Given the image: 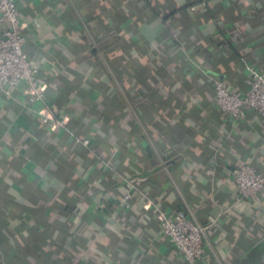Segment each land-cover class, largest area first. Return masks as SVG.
Instances as JSON below:
<instances>
[{
    "label": "crops",
    "instance_id": "0c3cea01",
    "mask_svg": "<svg viewBox=\"0 0 264 264\" xmlns=\"http://www.w3.org/2000/svg\"><path fill=\"white\" fill-rule=\"evenodd\" d=\"M17 3L65 125L0 94V264H187L155 207L216 223L198 264H264V193L236 204L232 177L264 173V117L214 103L264 73V0Z\"/></svg>",
    "mask_w": 264,
    "mask_h": 264
},
{
    "label": "built area",
    "instance_id": "2783aa9c",
    "mask_svg": "<svg viewBox=\"0 0 264 264\" xmlns=\"http://www.w3.org/2000/svg\"><path fill=\"white\" fill-rule=\"evenodd\" d=\"M17 0H0V94L14 98L24 86L27 102L34 106L43 117V123L50 129L63 127L65 121L56 119L46 105L48 83L41 76L39 67L25 50L26 37L21 22ZM249 89L245 95H238L222 82L214 83L215 106L223 114L236 121L247 119L249 112L255 111L264 117V73L254 65H247ZM88 145V141L84 142ZM238 195L236 204L256 198L264 193V173L253 165H245L232 170ZM134 185L127 184V195L121 200L122 207H128ZM161 234L176 247L187 264H198L207 257L208 231L215 222L204 227L186 212L169 214L166 209L155 207ZM205 264H212L206 262Z\"/></svg>",
    "mask_w": 264,
    "mask_h": 264
},
{
    "label": "trees",
    "instance_id": "16d2710c",
    "mask_svg": "<svg viewBox=\"0 0 264 264\" xmlns=\"http://www.w3.org/2000/svg\"><path fill=\"white\" fill-rule=\"evenodd\" d=\"M43 78H45V79L47 80V83L49 84L48 79H47L46 77H43ZM255 167H256V166H255Z\"/></svg>",
    "mask_w": 264,
    "mask_h": 264
}]
</instances>
